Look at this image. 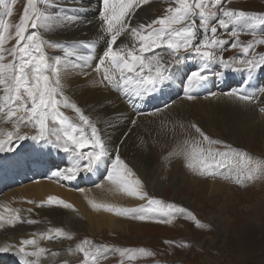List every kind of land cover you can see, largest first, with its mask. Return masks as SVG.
<instances>
[{"label":"snow or ice","instance_id":"obj_1","mask_svg":"<svg viewBox=\"0 0 264 264\" xmlns=\"http://www.w3.org/2000/svg\"><path fill=\"white\" fill-rule=\"evenodd\" d=\"M101 2L98 21L101 33L107 37V46L95 64V72L100 74V79L95 83L97 87H114L130 105L134 106L141 97L149 96L165 86L172 78L170 67L179 64L182 59L193 58L199 62L197 67L185 74L183 80V92L189 100L194 99V93L209 80L207 73L212 64H218L221 69L214 73L216 77L223 76L224 70L247 73L249 77L258 69L264 70V53L256 52L257 45H264V36L257 38L258 29L264 32V11L233 8L229 6L230 0H167V7L162 15L133 25L137 11L151 3V0ZM0 7L6 9L9 16L12 15V6L6 0H0ZM81 22L92 23L83 21L82 17L75 14L61 15L56 0H26L15 25V44L6 48L5 44L12 38L9 33L11 25L0 19V121L13 125V130L6 134L0 129V136L4 137L0 138V151H12L14 143L29 138L51 144L71 154L70 166L58 168L51 173L53 178L68 181L76 179L81 172L91 173L99 169L105 164L106 158L112 155L108 141L97 123L67 95L64 86L65 77L71 73L87 77L90 45L84 41L64 44L53 40L50 35L57 24L64 27ZM220 31H228L233 39L229 41L219 38ZM249 31L253 34V39L247 43L241 42L238 33ZM123 37H128V41L118 43ZM225 46L239 48L240 57H218L216 50ZM48 48L62 54L50 56ZM161 50L166 52L167 60ZM81 52L87 55H82ZM244 83L247 84L248 81L245 80ZM224 95L237 101L255 100L253 94L240 88L231 89ZM208 96L216 97L217 93L208 92ZM169 107L168 104L163 106L164 109ZM64 109L71 110L75 118L67 115ZM155 112L159 114L162 109L158 108ZM29 126L33 133L30 137L22 131ZM136 126L137 119H132L131 127L124 133V137L130 135L132 128ZM177 128L180 130L179 136ZM162 130L166 131V126ZM171 131L174 143L163 156L168 164L174 159H180L184 167L194 175L203 178L223 176L241 187L264 175V160H254L246 151L213 138L195 122L188 126L183 122H173ZM142 143L147 142L142 140ZM217 145L222 147H216ZM114 151L115 156L104 181L118 188L124 195L145 203L137 207H118L89 200L88 203L93 208L142 222L171 224L178 217H184L192 220L199 228L210 227L182 204L150 196L144 189L143 181L135 177L133 170L121 159L120 146L117 145ZM233 162L246 164L239 173L225 175L229 168L235 171ZM96 187L103 185L97 184ZM51 206L73 208L72 204L55 196H48L45 201L37 204V207ZM5 211L10 212L7 218L9 224L14 225L18 221L30 224L37 222L21 220L20 210ZM4 220L5 216L0 213V222ZM39 236L45 240L73 238L72 234L61 228H50ZM164 243L173 245L175 241L166 240ZM176 246L190 247L187 242ZM11 249H15L20 256V264H40L42 255L49 252L39 245L35 236L22 238L18 244L2 246L0 253ZM75 250L82 256L78 264H99L109 252L122 258L120 264H124L125 259L134 261L138 256L155 255L143 247L94 244L87 238L80 241ZM61 264L68 262L62 261Z\"/></svg>","mask_w":264,"mask_h":264},{"label":"bare ground","instance_id":"obj_2","mask_svg":"<svg viewBox=\"0 0 264 264\" xmlns=\"http://www.w3.org/2000/svg\"><path fill=\"white\" fill-rule=\"evenodd\" d=\"M76 4V0H56V5L61 15L75 14L82 17L83 21H92V23L86 24L85 22H81L75 24L74 26L64 27H60L57 24V26L52 28L50 35L53 40H58L64 44L72 41H84L88 45H90V58L88 60V65L90 66V64L94 63V71H90V67L88 66L86 68V71L88 73L87 77H85L83 74L77 75L75 73H71L65 77L64 86L66 91V87L75 85L74 87L76 88L72 89L69 92H66L67 95L79 106L81 105L80 107L86 115H89L93 120H95L103 136L108 141L109 149L112 150V155L109 158H106L105 164L101 165L97 170L106 175L107 169L111 167L112 159L115 156L114 150L116 146L119 145L121 159L124 160L126 164L133 170V172L135 173V177H138L143 181L144 188L147 189L146 191L149 192L151 188H155V190H157L159 186L157 185V181L155 180L160 173L158 170L160 169V167H163L162 162H166L163 159V156L167 154L174 143V137H169V135L172 134L171 129L173 122H183L186 126H188L191 122H195L204 131H206V133L210 132L209 134L212 137L217 135V133H215L217 131L218 133H224L225 137L232 143L235 142L241 145V142L243 144V141L245 140L260 144L261 147L264 148V111L261 110L264 109V91H262L264 87H261L262 83L259 85V90L261 93L259 92L258 94L252 92V88L249 89L253 80H258L261 70H256L251 77H249L247 73L224 70L223 76L216 77L214 73L216 71H220L221 69L219 65L215 67V64H212L207 73L210 78L206 82L204 87H206L207 92H216L217 96L209 97L208 99L203 100L196 95L197 93H200L201 89H199L194 94V99L189 100L185 97L184 92H178V89L180 86H183L182 83L185 74L197 67L199 62L198 59L193 58H189L187 60L182 59L179 64L170 67L169 72L172 75L171 80L166 82L165 86L158 90L159 92L155 91L154 93L149 95V97L152 96L156 99L159 97L158 93H161L163 97L171 100L170 103H168L170 107L167 108L166 111L163 112V115L160 117L155 118L154 115L156 114V112L151 111L147 113L148 116L145 118V113L137 114L136 112H134L128 102L122 98L121 95L113 92L114 87L109 89L108 87L96 86L95 82L100 79V74L95 72V64L107 46V37L101 33L98 21V8L102 7V2L101 0H80V2L78 3V7L81 10L75 12L73 11L74 13L71 14L67 8L69 6L74 7ZM154 12L155 4L153 3V1H151V3L143 6L142 9L137 11L133 19V25L139 22L150 20ZM127 41L128 37H123L120 41H118V43H124ZM161 51L165 56V60H167L168 56L166 52H164V50ZM56 54L62 53L56 50L54 55ZM80 54L87 55V53L84 52H81ZM72 59L74 60L75 58L73 57ZM177 70L179 71V73H177ZM177 78H180V82L178 84H174V80H176ZM245 80L248 81L247 84L244 83ZM236 81L240 83V89L242 91L253 94L255 96V100L253 102L237 101L224 95V93L232 89ZM208 83H211L210 86ZM226 85H229L228 90L223 89ZM177 95L181 96H179V98L173 99V96ZM156 101L157 100H155L152 105H155L154 103H156ZM143 104L146 103L143 101ZM148 105L151 106V104ZM113 112H118V114L119 112H125V120L129 118L137 119V126L132 128L131 134L126 138L124 137V133L128 132L131 126L126 124L124 125L125 120L115 121L113 117L111 118V114ZM69 116L75 118L72 115ZM159 120L160 124L158 123ZM111 122H116L113 128H106L107 124H112ZM117 122L120 123L117 124ZM148 122H151L150 125H148ZM164 126H166V131L162 130V127ZM0 129H2L3 133L6 134L8 131L13 130V125L12 123H4L0 121ZM22 131L23 133L28 134L29 137L33 134L31 127H25ZM179 133L180 130L179 128H177L178 136ZM192 134L194 135V130ZM0 138L4 137L0 136ZM142 138L147 142L146 144L142 143ZM121 141H123V143H121ZM36 142L37 141L29 138L27 140L14 143L12 145V148L18 149L19 145L30 147L33 146ZM5 148L7 149V145H5ZM7 152L8 150L0 151V155ZM28 152H30V150H28ZM251 157L254 160H258L253 156ZM171 163H174V161H172ZM245 164L246 162H239L238 165L234 166L235 171H233L232 168H229L225 175H235L236 173H239L245 167ZM11 168L13 170H11ZM18 170L19 167L8 166L3 163L0 164V186L3 184V181L13 182L15 180L19 182V185H23L21 187L12 189H10L9 187H5L6 192L3 194V196L0 195V213H3V215L5 216V220L3 222H0V247L5 245L18 244V242L22 238H30L33 236H35V238L38 240V243L41 247H44V245H60L59 243H57V245L54 243H49L47 242V240L41 239L40 236H36L35 232H37V230L36 226H34L35 223H31L33 225H31L30 223L24 225L19 224L18 222H16L14 225L9 224L7 222V218L10 215V212L5 211V209L20 210V207L24 205L32 211L23 212L22 210H20L21 220L37 221V219L40 220L41 218L45 217L46 219H51V221H53V219L57 217H54L55 215L50 214L49 211H57L56 207L58 206L42 208L37 207V204L41 201H45L48 196H55L72 204L73 208H80V212L85 218L83 219L88 224V226L84 227H88V229H91L94 232L98 231L103 226L106 227L109 231L118 229L123 232L126 230L130 231V229L133 230L135 228L129 227V224L134 225L131 222L135 219L116 215L114 212L106 211L104 209L93 208L88 203V201L93 200L97 203H108L118 207H137L145 203V201L143 200L130 198L124 195L118 190V188L105 182V175L101 176L100 178L102 179L99 178L98 182V184H102L103 187L98 188L96 187L97 184L88 186L89 184L82 183L80 185H82L83 187H81L79 190H74L67 188L63 184H59L58 180L53 181L44 179L25 182L26 180H29L31 178L23 173L19 174ZM173 172L175 173V175H180L176 170H174ZM179 181L180 180L174 182L173 184L178 185ZM191 186L192 190L196 192V195L198 196V202L196 200L194 201V204H196L197 207L201 206L203 202H213V197H218V191H222L223 196L222 198L220 197L222 199V202H224L223 200L228 199V197L230 198V193L226 188L228 186L226 184L224 185L220 181H215V179L209 180L208 182L193 181L191 183ZM195 186H197V188H195ZM81 189L83 191H81ZM166 190H169V188H167ZM28 201H32V203H28ZM186 203L189 204L190 202L188 201ZM259 205L255 206L256 210L253 211L254 214L257 211V207H259ZM62 208L63 210L73 209L64 207ZM73 214L69 213L67 216H74ZM65 215L66 213L64 215H60L59 221H53V223H55L54 228H64V225L66 224L62 222V220L67 221L66 219H64ZM263 215L264 212L260 213V215L258 216L253 215L248 218L250 220H253V222H256L252 225L260 226V221ZM127 218H129L128 222L124 221ZM211 221H213V223L215 224L213 219H211ZM67 222L71 223L73 222V220H69ZM81 224L83 223L81 222ZM78 227H80V225ZM78 227H71V230L77 231ZM222 229L224 231V227H222ZM14 230L18 231L15 232ZM102 230H100L99 232H101ZM12 231H14L15 233L12 234ZM178 231L182 233V230ZM84 232L85 231H83L82 233ZM139 237H143V235ZM12 250L15 249H11L10 251ZM61 255L64 256L62 259L59 257ZM4 258H6V256ZM9 259H11V257H9ZM80 259H82V257H78L75 254V251L68 249V251L66 252H58V256H56V254H47L42 260H40V264H57L61 263L62 261H67L68 264H78V261Z\"/></svg>","mask_w":264,"mask_h":264},{"label":"rangeland","instance_id":"obj_3","mask_svg":"<svg viewBox=\"0 0 264 264\" xmlns=\"http://www.w3.org/2000/svg\"><path fill=\"white\" fill-rule=\"evenodd\" d=\"M151 1H153V3L155 4V12L151 18L153 19L164 13L165 8L167 7V0ZM6 2L12 6V15L9 16L7 14V10L0 7V19L7 21L11 25V27L9 28V33L12 34V38L8 40L5 44L6 48H11L15 44L16 40L14 36L15 25L19 21L26 0H6ZM76 2L77 4L74 7L69 6L67 8L71 14L77 11L76 9L81 10L78 7V3L80 2V0H76ZM229 6L237 9L264 11V0H230ZM257 31V38H259L260 36H264V32H261L259 29ZM238 35L240 41L244 43H247L249 40L253 39V34L250 31L240 32L238 33ZM218 37L229 41L233 39L228 34V31L218 32ZM47 51L50 56L54 57V54L56 52L55 49L48 48ZM256 52L264 53V45H257ZM216 55L218 57L223 55L225 58L228 59L240 57V49L225 46L222 49H217ZM8 59H11V57H8ZM89 67L90 71H94V63L90 64ZM177 73H179L178 70ZM258 80L254 79L249 87V89L252 88L251 90L255 94H258L260 92L259 85L261 83V87H264V70H261ZM179 82L180 78L174 80V84H178ZM208 84L210 86L211 83ZM74 86L75 85L66 87V92H69L72 89L76 88ZM180 88L183 89V86H180ZM236 88H240V83L237 81L234 83L232 89ZM223 89L228 90L229 85H226ZM113 92L117 93L115 88L113 89ZM206 92V87H203L201 88L200 93H197L196 95L205 100L210 97L208 96V92L212 91H208L207 93ZM179 96L181 95L173 96V99L179 98ZM122 98L127 101L125 97L122 96ZM170 101L171 100H168V103H170ZM130 106L137 114L143 112L147 108L146 106L141 105L139 103V100H137L134 106ZM160 109H162V112L159 114H155V118L162 116L163 112L166 111V109H164L163 107H161ZM63 111H65L67 115H72L75 117V114L71 110L64 109ZM124 116L125 112H119V114L118 112H113L111 114V118L113 117L115 121H124ZM144 116L146 118L148 114L145 113ZM132 119L136 118H129L125 120L124 125L126 124L131 126ZM111 123L114 126L116 122ZM119 123L120 122H117V124ZM150 123L151 122H148V125H150ZM158 123L160 124V120ZM112 124H107L106 128L112 129L113 126L109 127V125ZM215 133H217V135L213 138H217L225 142L226 144L231 145L235 149L244 150L258 160H264V148H262L260 144L244 140L243 144L241 142L240 145L235 142L232 143L231 141H229L225 137L224 133H218L217 131ZM170 136L173 137V134L169 135V137ZM216 147L222 146L217 145ZM173 161L174 163H170L169 165L167 162H162L163 167H160V169L158 170L160 173L155 180L157 181V185L159 186V188L157 190H155V188H151L148 194L150 196L158 197L164 201H171L177 204H182L184 207L188 208L189 211H191L202 223L210 225L209 228H199L192 220L186 219L184 217H178L171 224L132 220L131 223H133L134 225L128 223L129 227L135 228L133 230L130 229V231L126 230V228V231L123 232L118 229L109 231L106 227L103 226L98 231L94 232L91 229H88V227H84L88 226V224L84 220L85 218L82 216L80 208L76 207L71 210H63L62 207L58 206L56 207L57 211H49L50 214H53L55 215L54 217H57L54 218L53 221H59L60 215H64L66 213L64 219H66L67 221L73 220V222L70 223L61 219L62 222L66 224L64 225V228L61 229H63L67 233L72 234L73 238L70 240L60 238H57L55 240H47V242L49 243H54L56 245L57 243L60 244L59 246L44 245V248L49 250L47 254L51 255L52 253H55L56 256H58V252H66L68 251V249H70L72 251H75V254L78 257H82L76 253L75 248L80 241L87 238L91 240L94 244L130 248L143 247L155 253V255L153 256H138L137 259H135L134 261H128L125 259L124 264H264V215L260 221V226L252 225L256 222H253V220H250L248 218L253 215L258 216L260 215V213L264 212V175L260 176L257 180L253 182H246L245 186L241 187L232 183L228 179H224L223 176H217L215 178H203L194 175L186 167H184L182 160L174 159ZM233 163L234 166L239 164V162ZM11 170L13 169L11 168ZM174 170L178 171L180 175H175V173L173 172ZM214 179L215 181H220L224 185L226 184L228 186L225 187L230 193V198L228 197V199H225L226 201L223 200L224 202H222V191H218V197H213V202H203L201 206L197 207L196 204H194V201L196 200L198 202V196L196 195V192L192 190L191 183L193 181L208 182L209 180ZM178 180H180L178 185H174L173 183ZM21 186L23 185H18L13 188H18ZM167 188H169V190H166ZM195 188H197V186H195ZM4 189L6 188L4 187ZM144 189L147 190L146 188ZM5 192L6 190L1 191L0 195L3 196ZM188 201L190 202L189 204L186 203ZM256 205H259V207H257V211L254 214L253 211L256 210ZM20 210L25 212L28 210V208L23 205L20 207ZM69 213L75 214H73L74 216H67ZM211 219L214 220L215 224L213 223V221H211ZM128 220L129 218L125 219L124 221L128 222ZM53 221H51V219L48 220L45 217L41 218L40 220L37 219V222L34 224L37 230V232H35V235L39 236L40 233L48 232L50 228H54L55 223H53ZM81 222L83 224H81ZM18 223L24 225L29 224L27 222L19 221ZM79 225L80 227H78ZM74 226L78 227L77 231L71 230V227ZM222 227H224V231ZM102 229H106L109 232ZM18 230L14 231L17 232ZM100 230L102 231L99 232ZM178 230H182V233ZM14 231H12L13 233H10L14 234ZM83 231L85 232L82 233ZM142 235L143 237H139ZM166 240L175 241V244H165L164 241ZM182 242H187L190 247L176 246L178 244H181ZM47 254L42 255V258L40 260H42ZM59 257L62 259L64 256L61 255ZM121 259L122 258L118 254H113L112 252H109L106 258L100 260L99 263L120 264Z\"/></svg>","mask_w":264,"mask_h":264}]
</instances>
